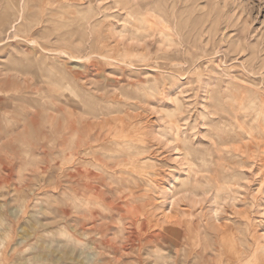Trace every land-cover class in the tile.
<instances>
[{"label": "rangeland", "instance_id": "obj_1", "mask_svg": "<svg viewBox=\"0 0 264 264\" xmlns=\"http://www.w3.org/2000/svg\"><path fill=\"white\" fill-rule=\"evenodd\" d=\"M15 2L0 264H264V0Z\"/></svg>", "mask_w": 264, "mask_h": 264}, {"label": "bare ground", "instance_id": "obj_2", "mask_svg": "<svg viewBox=\"0 0 264 264\" xmlns=\"http://www.w3.org/2000/svg\"><path fill=\"white\" fill-rule=\"evenodd\" d=\"M17 3L15 2V0L14 1L13 0H4L3 1V4L1 6L0 21H3V19L8 15L7 11H10L14 7H17ZM19 7H21V6H19Z\"/></svg>", "mask_w": 264, "mask_h": 264}]
</instances>
